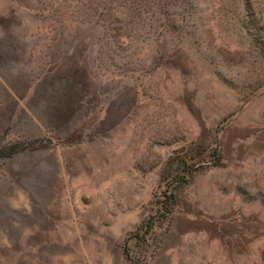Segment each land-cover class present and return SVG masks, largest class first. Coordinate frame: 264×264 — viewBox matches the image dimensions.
Listing matches in <instances>:
<instances>
[{
	"label": "rangeland",
	"instance_id": "374dc122",
	"mask_svg": "<svg viewBox=\"0 0 264 264\" xmlns=\"http://www.w3.org/2000/svg\"><path fill=\"white\" fill-rule=\"evenodd\" d=\"M0 264H264V0H0Z\"/></svg>",
	"mask_w": 264,
	"mask_h": 264
},
{
	"label": "trees",
	"instance_id": "16d2710c",
	"mask_svg": "<svg viewBox=\"0 0 264 264\" xmlns=\"http://www.w3.org/2000/svg\"><path fill=\"white\" fill-rule=\"evenodd\" d=\"M172 196V195H171Z\"/></svg>",
	"mask_w": 264,
	"mask_h": 264
}]
</instances>
